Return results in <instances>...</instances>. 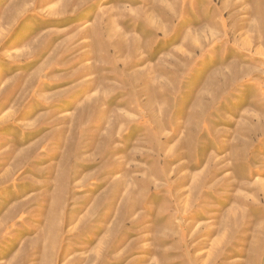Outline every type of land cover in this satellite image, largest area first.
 I'll list each match as a JSON object with an SVG mask.
<instances>
[{
  "label": "rangeland",
  "instance_id": "1",
  "mask_svg": "<svg viewBox=\"0 0 264 264\" xmlns=\"http://www.w3.org/2000/svg\"><path fill=\"white\" fill-rule=\"evenodd\" d=\"M0 264H264V0H0Z\"/></svg>",
  "mask_w": 264,
  "mask_h": 264
}]
</instances>
